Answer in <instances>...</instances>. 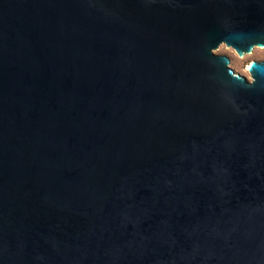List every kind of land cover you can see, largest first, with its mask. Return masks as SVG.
<instances>
[{"label": "water", "instance_id": "water-1", "mask_svg": "<svg viewBox=\"0 0 264 264\" xmlns=\"http://www.w3.org/2000/svg\"><path fill=\"white\" fill-rule=\"evenodd\" d=\"M264 0H0V264H264Z\"/></svg>", "mask_w": 264, "mask_h": 264}, {"label": "rangeland", "instance_id": "rangeland-1", "mask_svg": "<svg viewBox=\"0 0 264 264\" xmlns=\"http://www.w3.org/2000/svg\"><path fill=\"white\" fill-rule=\"evenodd\" d=\"M216 54H224L229 58L228 66L233 69L234 72L242 74L250 79L249 72L247 71V65L251 60H264V46H255L249 53H245L239 56L237 52L230 46H226L224 43L213 50Z\"/></svg>", "mask_w": 264, "mask_h": 264}]
</instances>
